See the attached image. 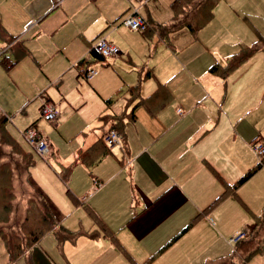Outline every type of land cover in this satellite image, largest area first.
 <instances>
[{"label": "crops", "instance_id": "0c3cea01", "mask_svg": "<svg viewBox=\"0 0 264 264\" xmlns=\"http://www.w3.org/2000/svg\"><path fill=\"white\" fill-rule=\"evenodd\" d=\"M172 1L150 0L140 10L156 26L170 18ZM233 5L218 0L195 36L181 27L164 38L151 26L136 32L119 26L127 0H0V44L13 42L8 54L15 62L6 72L0 64V111L27 114L34 105L39 113L42 94L58 110L55 126L68 116H87L77 125L80 142L63 156L37 129L56 158L58 181L68 185L65 194L55 193L35 175L45 194L39 193L56 224L76 236L57 245L62 254L61 259L55 254L57 263L50 257L54 250L37 242L20 257L26 264L34 246V264H203L228 258L236 247L229 236L251 230L264 205V184L248 199L239 189L262 165L231 187L260 158L252 144L263 139L257 112L264 108V58L251 55L225 77L210 70L223 68L242 48L234 42L228 49L230 35L218 43L220 34L232 31L218 9L230 11ZM238 8L252 10L257 19L251 25L258 30L264 0H236ZM102 35L119 54L92 55ZM89 69L96 72L87 79ZM136 84L137 97L128 101L123 91ZM157 89L152 114L140 100ZM130 108L135 119L124 122L123 148L103 155L99 140L111 120L99 117ZM83 151L89 155L82 161ZM4 255L0 264H10ZM246 262L264 264V247Z\"/></svg>", "mask_w": 264, "mask_h": 264}, {"label": "trees", "instance_id": "16d2710c", "mask_svg": "<svg viewBox=\"0 0 264 264\" xmlns=\"http://www.w3.org/2000/svg\"><path fill=\"white\" fill-rule=\"evenodd\" d=\"M218 0H173L170 4L172 14L170 18L164 22L153 26L151 22L147 21V27L145 30L155 29L158 33L164 38H166L167 34L171 31L179 29L181 27H186L193 36H195L198 30L204 26L211 18H212V8ZM146 19V18H145ZM144 30V31H145ZM3 29L0 26V35H2ZM146 33V32H145ZM13 40V39H12ZM11 41V40H10ZM258 42H261L259 38H257ZM13 44V42H12ZM257 44L253 42L251 46L242 47L240 50L236 52V55L229 60V62L221 68L220 66L212 65L210 70L213 72H218L222 76L228 75L232 70L238 67L241 63H243L248 57H250L255 49L257 48ZM261 48L264 50V44H261ZM10 50L6 52L0 53V64L3 66L4 69L8 70L12 62L10 60L12 55L8 54ZM11 53V52H10ZM9 56H8V55ZM25 54L23 53L18 54V57ZM92 55L99 56V53L92 50ZM10 57V58H9ZM19 58L15 57V60ZM16 60V61H17ZM88 71V70H87ZM84 72V77L87 78L86 73ZM159 89L155 90V92L143 99L140 100V103L144 104L147 110L153 114L154 108L152 106V99L154 96L159 94ZM128 96V101L133 100L137 97L138 94V85L130 87L129 89L123 91L122 95ZM110 100H106V104ZM159 104L160 106H163ZM130 108L126 112H122L120 114H102L99 119L103 122H108L109 126L105 130L104 134L100 137L99 142H101V146H99V151L105 154L112 153V147H109L108 144L105 142V136L108 134L110 130H116L121 135L120 146L123 148V137L124 131L123 126L126 120H134L135 115ZM8 116L0 111V157H2L3 152L2 148L8 150L16 155L18 153H24L26 156H29V163L27 165L26 172L23 171V168L18 171V177L20 179L26 177V181L29 184V167L33 163V150L26 148L16 137H13L10 131L8 130L7 125ZM33 124V123H32ZM30 126V125H29ZM27 126V127H29ZM7 127V128H6ZM26 127V128H27ZM25 128V129H26ZM24 129V130H25ZM98 142V144H99ZM119 146V145H115ZM89 155V151H83L79 154V159L84 160L87 155ZM97 161L100 157V154L96 156ZM90 158V157H89ZM88 159V158H87ZM264 163V155L260 156L258 162L247 172H245L239 179L236 181L235 184L231 187V190L237 188L241 183H243L249 176H251L259 167ZM71 171V167L66 168L65 174L61 175V178H65L69 175ZM99 186V183H96ZM32 187V192L34 198H32L25 203L30 209H27L26 212L23 214H19L18 210L15 212L14 218H11L12 213V206L14 205V199L9 201L8 203H1L0 204V237L3 242L5 251L8 255V260L10 264H13L14 261L23 256L26 251L30 250L34 244H36L41 237H43L46 233L53 232L54 237H56L57 245L60 246L62 241L69 239L74 240L76 234L66 230L64 227L56 224V219L47 204L46 200L42 197V195ZM227 193V189L223 192V194L219 197L221 198ZM12 198L13 196L11 194ZM218 198V199H219ZM18 203V201L16 202ZM20 203V202H19ZM35 211L38 213V218L36 222L32 224L29 222V216L27 211ZM26 223H28V228L26 229ZM26 230H28L26 232ZM183 231V230H182ZM181 231V232H182ZM236 243V244H235ZM235 246L233 251L231 252L230 256L227 258H223L222 260H210L208 262H204L203 264H246L248 258L254 254L261 252L264 247V205L258 214L254 217V224L249 232L246 233L245 236L240 238L239 240L235 241ZM28 264H33L32 259L28 258Z\"/></svg>", "mask_w": 264, "mask_h": 264}, {"label": "rangeland", "instance_id": "374dc122", "mask_svg": "<svg viewBox=\"0 0 264 264\" xmlns=\"http://www.w3.org/2000/svg\"><path fill=\"white\" fill-rule=\"evenodd\" d=\"M128 2V0H127ZM234 5L232 6V10H224L223 8L218 9V17L221 19H225L226 21L230 19L231 29H228L229 34H220V38L218 39V43L220 44L221 41H224L227 35H230L227 37V41L230 44L229 50H232L234 48L237 49V45L240 44L241 47H246V46H251L253 42L257 44V48L255 49L254 53L252 56L256 54H260L264 58V50L261 48V44H264V17L262 18V22L259 24V29H255L251 23L253 24L252 20H256L257 18L254 17L252 14V10H240L239 8L236 9V0H233ZM129 6V2H128ZM128 11V9H127ZM126 11V12H127ZM142 10H140L141 12ZM125 12V13H126ZM142 13V12H141ZM252 13V14H251ZM123 17V16H122ZM121 17V18H122ZM120 18V19H121ZM227 23V22H226ZM228 24V23H227ZM119 26H124L120 24ZM125 28H128L127 26H124ZM130 31L132 29L128 28ZM136 32L135 30H132ZM263 33H261V32ZM227 33V32H226ZM103 36V35H102ZM256 36V39H255ZM262 36V38H260ZM257 37L261 40V42L257 41ZM216 39L213 38L209 44V47L214 46ZM236 42V46L234 48H231V44ZM1 43V41H0ZM1 46H4L2 49L4 52L8 51L9 48L12 45V42H4L3 44H0ZM117 46V45H116ZM93 47V45H92ZM118 47V46H117ZM119 48V47H118ZM93 49V48H92ZM120 49V48H119ZM92 51V50H91ZM101 55V54H100ZM103 56V55H101ZM264 60V59H263ZM97 67V66H96ZM90 70V69H89ZM2 71L6 72V70L2 67ZM89 79V77H87ZM84 83L86 84L87 82L84 80ZM2 95V94H1ZM0 95V103L2 104V98L4 97ZM21 97H25L24 94L22 93ZM40 96H45L40 94ZM2 97V98H1ZM46 97V96H45ZM46 99L51 103V101L46 97ZM29 102L28 104H30ZM35 104V103H34ZM3 105V104H2ZM26 108V107H25ZM56 108V107H55ZM11 109V108H10ZM57 109V108H56ZM58 111V110H57ZM259 114V119L260 121L258 122L259 128L262 129V134H263V139L262 143L264 144V108H260L257 112ZM8 114V130L12 134L13 137H16L26 148L32 149L33 152V163L29 167V179L28 182L31 185L33 184L30 178L37 184V187L39 189V192L42 193L43 195L45 194L44 191L41 189L39 182L36 180L35 175L39 176L45 183L46 186H48L50 189H52L55 193L57 190H59V193L65 194L68 189L67 184H62L60 181H58L56 174L53 171V168H55V160L54 156L52 155L51 151L50 154L49 152L44 156L41 157L38 153L35 152L33 147L24 139L22 132L24 131L23 129L28 125V121L31 119H36V127L39 129L44 136L48 138V140L53 141L55 145H58L60 149H58V154L60 156H63L64 154H67L69 152V148H72L76 146L75 141L80 142V137L78 136L77 139H75V136L77 135V125L82 124L83 120L87 118L86 115H79V116H68L65 121L61 123V126H55V121H48L43 119V117L38 113V109L34 105H30L27 114L21 113V112H14L12 110H9ZM261 114V115H260ZM251 116V114L249 115ZM45 120V121H44ZM82 121V123H81ZM7 128V127H6ZM94 130V129H93ZM86 132V131H85ZM261 134V135H262ZM64 137H67L65 139ZM1 140V138H0ZM48 141V142H49ZM67 141V142H66ZM51 143V142H50ZM260 143V142H256ZM118 149L116 146H113L112 148ZM113 149V152L114 150ZM3 155L0 157V204L1 203H8L9 201L14 199V205L12 206V213H11V218H14L16 210H18L19 214H23V212H26L27 209H30L27 206V201H29L31 198L33 200L34 195L32 192V187L31 185H28L26 181V177L20 179L18 177V171H20V168H23V171L26 172L27 170V165L29 163V156H26L24 153H18L17 155L15 153L8 150H4L2 148ZM91 171L93 169V166L90 167ZM66 172V169L62 172L64 175ZM93 172V171H92ZM35 180H34V178ZM51 176V178H50ZM264 184V163L260 167V169L257 171L256 174L251 176L248 180H246L240 187L239 194L245 199H248L249 197L253 195L255 191H257L260 188V185ZM33 186V185H32ZM34 187V186H33ZM65 188V189H64ZM35 189V188H34ZM42 190V191H41ZM62 190V191H61ZM258 193V192H257ZM15 196V198L11 196ZM18 201V203H16ZM20 202V203H19ZM238 202V201H237ZM239 206L242 207V205L238 202ZM28 216H29V222L34 224L36 222V219L39 217L38 213L36 210L34 211H27ZM239 217V215H238ZM238 220V218H236ZM26 229L28 228V223H26ZM28 230H26L27 232ZM241 231V228L238 230V232ZM229 237H233L234 235ZM227 239V238H226ZM39 244L43 250H50L53 249L55 253H50V257L55 263H57L56 255L61 259L62 254L57 253V241L55 240V237L53 236L52 233H46L43 237L39 239ZM2 243V244H1ZM230 245L234 243H229ZM3 246V242L0 237V259H4L5 255V249ZM56 248V249H55ZM4 249V250H3ZM39 249V248H38ZM39 251H41L39 249ZM29 252L26 251L25 253ZM35 246L32 249L31 257H32V262L34 264V259L33 256L35 253ZM42 252V251H41ZM8 258V255H7ZM58 259V260H59ZM9 261V260H8ZM15 264H19L21 262L22 264H26L24 258H17L15 260ZM248 261V260H247ZM247 263V262H246ZM38 264H47L42 261H39ZM50 264V262L48 263Z\"/></svg>", "mask_w": 264, "mask_h": 264}, {"label": "built area", "instance_id": "2783aa9c", "mask_svg": "<svg viewBox=\"0 0 264 264\" xmlns=\"http://www.w3.org/2000/svg\"><path fill=\"white\" fill-rule=\"evenodd\" d=\"M150 0H128V11L120 19V24L127 26L135 31H142L147 26V21L143 14L140 12L141 6L146 4ZM4 46L0 45V53L3 52ZM93 50L103 56L117 55L120 53V49L113 43L106 40L105 36H99L96 38L93 44ZM94 69L87 71L86 76L91 78L95 74ZM41 105L39 107L40 115L48 121H54L57 118L58 111L55 106L50 103L45 96H40ZM179 110V109H178ZM24 139L33 147L36 153L41 157H44L50 150L48 142L43 135L37 130L34 125H30L23 132ZM121 135L116 130H110L105 136V142L109 147L119 145L120 146ZM252 149L258 156L264 155V144L253 143ZM246 229L239 231L236 235L230 238V242H235L245 236Z\"/></svg>", "mask_w": 264, "mask_h": 264}]
</instances>
